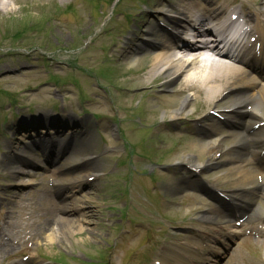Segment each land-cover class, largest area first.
Listing matches in <instances>:
<instances>
[{"label": "rangeland", "instance_id": "374dc122", "mask_svg": "<svg viewBox=\"0 0 264 264\" xmlns=\"http://www.w3.org/2000/svg\"><path fill=\"white\" fill-rule=\"evenodd\" d=\"M256 2L260 5L262 0ZM146 4L145 0H134L132 12L144 10ZM112 5L108 0H21L19 3H12L13 10L6 12L0 7V217H11L13 239L19 242L21 237V242L14 245L24 243L27 246L26 251L20 252L18 259L26 260L30 255H34L42 264H57L51 260L54 258L62 264H94L104 262V258H101L104 256L108 260L107 264H127L126 261H136L139 256L137 254L133 259H127L129 254L125 253V245H131L134 250L143 252L141 262H147L152 250L158 247V241H165L171 226L177 224L171 228L170 240L176 235L192 231L193 228L197 229L199 222L196 217L206 210L205 204L201 203L207 202L204 197L195 194L187 197L184 191L172 192L165 189L167 182L184 174L180 166L184 164L180 163L183 162V156L188 154L174 158V155L160 150L158 144L164 142L172 153L177 150L179 142H165L164 137L156 134L151 128L145 135L146 132L141 127L142 121L147 125L144 120L147 98L154 104L155 120L160 119L165 109H173L179 99H174L173 105L160 101L169 98L165 91H160L161 89L157 90L158 94L147 96L143 93L124 95L123 104L130 107L125 109L124 114L118 112L124 111V107L118 105L122 104L120 97L112 89L116 84H121L119 77L121 69L125 68L123 62L116 63V60L117 53L123 47L122 42L131 29L126 18V8L130 1H119L113 14ZM116 12L120 13L116 15ZM104 24L106 26L101 31ZM93 30L97 34L96 38L91 36ZM88 36L90 38L86 39ZM114 41L115 44L110 45ZM108 45L112 46L114 51L106 52L110 59H104L101 54H104L103 48L109 47ZM2 46L5 48L1 49ZM9 47L15 48L7 49ZM97 51L101 54L95 53ZM81 58H84L82 66L92 77V84L101 87L96 90V94L104 97L108 104V115L113 117L107 119L108 121L96 123L94 119L103 118L97 113H103L104 110L85 104L92 101L93 95V92L88 90V77L77 72L71 74L72 70L81 66ZM110 60L113 65L119 64L117 70L109 64ZM138 61L139 59H136L135 64ZM43 89L50 91L52 95L50 104L46 100L47 95L42 92ZM126 99L129 103H126ZM33 104L52 111H58L62 105L65 107L58 116H54L50 111L33 109ZM115 106L118 111L114 109ZM70 107L73 113L68 111ZM32 112L35 113L30 114ZM74 113H82L85 116L77 118ZM75 120L90 130L94 139V154L98 156L102 170L97 173L100 175L93 183L83 186L81 192L74 196L70 194V198L72 201H82L90 197L88 206L100 215L99 226L93 222L87 226L83 225V228L101 236L99 239H93L86 233L78 232L66 238L62 237L61 242L57 239L47 241L44 237L49 231L39 232L43 222L52 212L51 209L44 208L49 197L43 187L53 186L61 192L66 190L62 187L66 182L65 177L57 171V164L53 165L51 162L58 146L53 144L47 150L49 159L51 158L50 164L43 161L37 163L35 159L25 162L26 159L16 151L18 148L29 146L33 134L36 133V139L41 135L49 138L52 135L51 129L72 127ZM162 125L169 127L171 124L166 122ZM63 131L66 132L67 129ZM40 132L42 133L39 134ZM75 137L78 139V136ZM71 139L72 136L68 141ZM64 143L60 145L61 149L67 146V142ZM144 158H147V161L138 167V162ZM196 158L201 163L208 161L205 154ZM175 160L179 164H173L172 161ZM9 164L23 167L29 175L17 178L8 171ZM223 165L227 167L225 164L208 167L203 173L213 182L216 175L224 172ZM163 171L167 174H161L159 179L157 175ZM167 176L170 179L162 183V190L158 184ZM149 179L153 180L152 183L145 185ZM19 182L27 184L23 189V193H27L26 200L21 201L17 195H11L6 200L9 202L7 207H4L6 203L1 200L4 198L3 193L12 190ZM220 185L229 188L232 184L220 182ZM117 189L121 191V196ZM163 192L166 196L174 198L175 208L181 205L179 203L182 198L184 203L190 204L182 207L185 210L183 222L179 223V215L165 210L164 204L168 200ZM51 196L59 198L57 193ZM175 208L171 211L176 214L178 210ZM137 213L142 216H137ZM120 224L122 225L119 230ZM136 225H142L144 229H130V226ZM253 225L257 226L256 223ZM208 232L211 233V230ZM248 232L250 244L246 249H240L238 264H264V232ZM197 233L193 234L199 237ZM132 236L133 241H128ZM2 242L7 243L6 240ZM163 245L168 244L164 242L161 246Z\"/></svg>", "mask_w": 264, "mask_h": 264}, {"label": "bare ground", "instance_id": "6f19581e", "mask_svg": "<svg viewBox=\"0 0 264 264\" xmlns=\"http://www.w3.org/2000/svg\"><path fill=\"white\" fill-rule=\"evenodd\" d=\"M20 1L0 0V7L7 12L13 10L12 3ZM234 3L236 4L235 0H153L151 9L154 12L138 11L134 16V28L119 56L128 65L122 71L123 78L119 80L121 85L128 86H121L123 96H132L134 93L151 95L159 88L169 91V104L173 105L174 99H179L173 109L162 111L161 123L197 118L204 113V124L196 127L198 138L190 144L191 153L183 156L182 164L188 167V174H200L203 168L217 163L233 165L230 171L218 178L234 181V188L229 192L227 202L223 203L225 200L220 198L218 209L209 208L208 214L198 217L200 221L211 225L209 229L220 231L208 236L211 240H207L204 256L188 264H215L222 256V247L225 252L229 244L225 238L235 234L234 230L226 234L222 230L224 225L242 217L250 221L263 218L264 215V175L258 177L255 172V166L259 164L257 160L264 157V9ZM154 16L161 17L166 24L151 23ZM235 22L238 29L231 38H227ZM211 34L213 37H210ZM250 36H255L258 47L256 42L248 41ZM231 48H234V52L229 54ZM197 50H205L206 54L199 57L197 54L201 52ZM140 51L142 57L139 58V64L134 65ZM248 70L252 71L253 77ZM92 102L98 108L108 109L101 96H97ZM146 107L144 120L152 129H157L160 123L155 120L154 104L150 99L146 100ZM73 124L72 127L61 128L69 130L68 133L51 129L53 134L49 140H42L45 136L41 135L37 141L35 133L34 140L28 147L17 149V153L24 159L37 158L45 161L49 158L46 151L52 144L60 146L71 135H81L79 141L83 145H79L75 137L70 152L58 163L59 172L66 176L64 187L68 189V193L81 185L92 183L98 176L97 172L102 170L100 160L94 156V142L92 138H87L90 135L89 129L76 120ZM224 128L232 130L236 141L232 146L226 147L223 139H220L219 133ZM59 149L60 147L56 150V158L60 157ZM200 154L208 157L207 163L202 164L197 160L196 157ZM177 155L178 152H175L174 157ZM7 169L17 178L29 175L19 165L9 164ZM25 184L19 182L12 190L5 191L4 202L9 203L6 199L11 195L19 196L21 201L25 200V195L21 194ZM178 184L179 181L173 180L166 189L177 191ZM192 184L196 183L193 181ZM194 186L198 187L197 184ZM89 200L90 197L61 204L51 201L59 214L50 223H44L46 226L42 230L49 231L44 239H57L61 242L62 237L78 232L99 239V233L83 228V225L93 222L99 226L100 215L95 209H90ZM12 228L9 219L0 218V239H11ZM191 237L190 234L183 236L184 245L176 246L187 252V248L195 247V243H191ZM26 249L25 246L16 249L0 243V262L40 264L32 258L27 262L10 260ZM170 249L167 248L169 252ZM183 254L186 258L191 256ZM236 262L233 255L226 264ZM156 264H161V261L156 259Z\"/></svg>", "mask_w": 264, "mask_h": 264}]
</instances>
